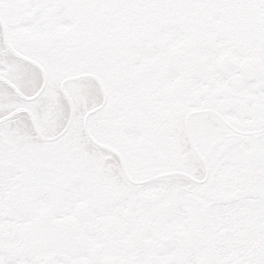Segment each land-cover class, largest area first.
Masks as SVG:
<instances>
[{
    "label": "snow or ice",
    "instance_id": "obj_1",
    "mask_svg": "<svg viewBox=\"0 0 264 264\" xmlns=\"http://www.w3.org/2000/svg\"><path fill=\"white\" fill-rule=\"evenodd\" d=\"M0 264H264V0H0Z\"/></svg>",
    "mask_w": 264,
    "mask_h": 264
}]
</instances>
